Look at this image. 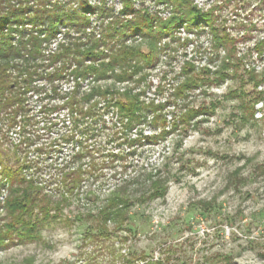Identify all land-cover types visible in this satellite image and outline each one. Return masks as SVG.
Returning a JSON list of instances; mask_svg holds the SVG:
<instances>
[{"label": "clouds", "instance_id": "1", "mask_svg": "<svg viewBox=\"0 0 264 264\" xmlns=\"http://www.w3.org/2000/svg\"><path fill=\"white\" fill-rule=\"evenodd\" d=\"M85 3L104 6L34 3L38 30L0 59V158L23 177L37 215L71 221L37 223L27 241L15 224L4 228L0 209V249L35 250L45 233L51 264H90L81 253L94 222L80 217L120 207L128 219L104 229L128 239L106 264H264V175L253 174L264 164V0H108L102 20ZM72 12L92 24L48 29ZM128 21L136 27L122 28ZM100 25H112L111 42L94 48ZM173 188L189 199L166 222L151 220Z\"/></svg>", "mask_w": 264, "mask_h": 264}, {"label": "rangeland", "instance_id": "2", "mask_svg": "<svg viewBox=\"0 0 264 264\" xmlns=\"http://www.w3.org/2000/svg\"><path fill=\"white\" fill-rule=\"evenodd\" d=\"M107 2L108 0H102V3L104 5L103 7H93L91 5L93 10L87 14L95 15L96 13H99V15L96 16V19L98 20H102L103 18H106L108 15H110V12L106 10ZM91 24H92V20L89 19V25ZM29 25L30 24H26L27 27H29ZM100 27L102 28V32L100 33L101 39L96 40L95 43L96 44L98 43V45L100 44L106 45L111 42L109 37L111 35L110 29L112 28V25H108L107 27L100 25ZM14 38L18 42L19 36L14 35ZM248 150L252 151L254 149L252 148L251 145H249ZM7 169H9L13 174L14 173L16 174L13 179L9 175ZM253 174L255 176L264 175V164L256 165L254 167ZM193 183H197L198 187H205L203 182L199 184L197 181L194 180ZM22 184H24L23 177L19 176L18 171L10 166V161L6 157L0 158V209L5 210L9 214L8 223L4 225L5 229H8L9 224L14 223V215L10 211V199H12L14 196L20 198L23 196L22 192L24 189H21L19 187V185ZM5 188L9 189V194L7 196H5L2 191ZM199 194L201 196H207L208 193L206 187L205 190L201 191ZM188 199H189L188 192L180 188H173L171 193L169 194V206L167 208L164 207L157 208L150 219L156 222H166L169 217L175 215L177 208L180 207ZM229 199L232 198L229 197ZM31 203L32 204L28 203V206L32 211L29 222H31V225L35 224L34 228H36L37 223H44L50 229L56 230L65 224L71 223L70 220H61L59 219L58 216L56 218H53L50 213L49 216L45 217L46 215L44 214L45 212L43 211V208L40 209L41 214L37 215L36 212L33 211L34 204L32 201ZM92 207L94 208L95 205H92ZM205 208L206 210H210L211 205H205ZM117 210H121L122 212L124 209L120 207L113 208L111 211H108V209H104L95 217H91V216L80 217L81 221H86V219H92L94 222L93 226H90L89 228L85 229L83 232V248L81 255L90 257L91 258L90 264H106L108 258L115 251L116 244L120 242L121 239L124 240L128 239V236L121 237L119 235L107 233L104 229V225L106 224L108 218L128 219V217L124 215V212L116 214L115 211ZM106 214L108 215L106 216ZM26 219L28 221V215L26 216ZM141 219L149 220L148 217H143V216L141 217ZM49 221L51 222L49 223ZM17 226L22 227V225L20 224H17ZM93 227L95 228V231H93ZM25 228L26 226L23 227L22 230H24ZM185 230H190V229L188 228V226L185 225H182L181 228L179 229L181 233L184 232ZM127 231L133 236V238H135L136 230L129 228L127 229ZM31 233L34 236L36 235L33 232ZM60 235L63 236L62 233ZM34 236H32L31 238L26 237L24 239L30 241L34 238ZM39 238L42 241V244L38 245L35 250L26 248L22 252H17L14 256H7L5 254V251L0 249V264H51L50 252L47 247V245L51 243V241L49 240L48 235L45 233H39ZM63 239L67 240V237L63 236ZM69 251L70 248L67 245L61 247L59 249V252L56 254V258H59V256L67 255ZM146 263L150 264V262L148 261H146ZM246 264H253L251 257L247 258Z\"/></svg>", "mask_w": 264, "mask_h": 264}, {"label": "trees", "instance_id": "3", "mask_svg": "<svg viewBox=\"0 0 264 264\" xmlns=\"http://www.w3.org/2000/svg\"><path fill=\"white\" fill-rule=\"evenodd\" d=\"M40 0H14V2H10V0H0V5L7 4V7L0 6V59H7L9 53L13 50L14 42L17 44L24 43L23 37L32 32L37 31L36 24L41 21V17L44 16V13L40 11V8L34 7V3H39ZM93 10L90 4H84L82 6V11L84 13H89ZM28 13H35L34 17H29ZM59 20L60 24L65 27H73L76 25L89 24V18L87 15L78 16L75 12L70 14H65L63 18L57 16L55 20L49 18L48 29L51 30L55 27V21ZM26 24H30L31 27H27ZM141 27H148L149 31L145 33L146 35H152L154 29L151 28L149 23V18L145 17L139 21ZM122 28L131 29L136 27V24L133 21H128L127 23H122ZM78 31H82L83 29L78 28ZM118 32L121 34L122 31L120 28H117ZM15 36H19L18 42L14 38ZM111 36V35H110ZM154 39L157 37H153ZM98 43L94 44L93 47H97ZM19 50L16 49V54H18ZM9 175L12 179L15 177V173L13 174L9 169H7ZM23 196L16 197L14 196L10 199V211L14 215V223L9 224L8 229L11 232V225L17 224L22 225V227L17 226L16 234L20 235L23 239L26 237H32L31 229L34 228V225H31L30 218L32 211L28 206L32 204L31 201L35 199L29 192V190L24 189L22 192ZM46 215L49 216V212L43 209ZM108 212V211H107ZM124 210L115 211L116 214L123 213ZM31 213V214H29ZM106 213V212H105ZM28 215V221L26 216ZM108 214H106L107 216ZM105 216V217H106ZM26 228L22 230L23 227ZM144 257H141L143 259ZM148 264V263H146Z\"/></svg>", "mask_w": 264, "mask_h": 264}]
</instances>
